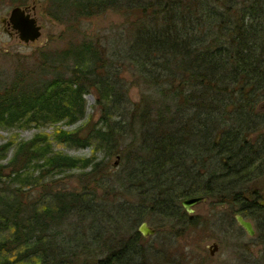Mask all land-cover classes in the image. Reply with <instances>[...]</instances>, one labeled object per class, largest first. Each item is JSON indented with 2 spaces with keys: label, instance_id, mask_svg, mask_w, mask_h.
<instances>
[{
  "label": "trees",
  "instance_id": "1",
  "mask_svg": "<svg viewBox=\"0 0 264 264\" xmlns=\"http://www.w3.org/2000/svg\"><path fill=\"white\" fill-rule=\"evenodd\" d=\"M47 3L68 21L107 10L124 21L104 43L83 40L42 55L40 78L17 73L0 86V128L75 124L92 95L102 127L59 129L53 138L116 155V181L133 187L140 205L133 210L104 194L99 200L87 185L47 191L42 184L51 175L75 169L86 171L95 190L111 182L97 174L94 156L53 152L51 137L1 145L0 161L11 147L13 156L0 163V264H136L145 258L137 225L158 214L180 231H196L206 218L188 214L180 200L201 196L223 209L216 220L232 232H242L237 215L252 222L255 236L237 244L236 264H264V0ZM127 71L129 83L121 77ZM44 74L50 78L41 83ZM131 86L141 90L137 102L128 97ZM39 186L44 192L34 195ZM109 204L112 212L104 211ZM69 219L76 224L64 228ZM105 220L115 226V244H96Z\"/></svg>",
  "mask_w": 264,
  "mask_h": 264
},
{
  "label": "rangeland",
  "instance_id": "2",
  "mask_svg": "<svg viewBox=\"0 0 264 264\" xmlns=\"http://www.w3.org/2000/svg\"><path fill=\"white\" fill-rule=\"evenodd\" d=\"M23 4H19L15 2V0H0L1 87L9 85L17 73H23L25 76L40 73L39 68L42 64V55L63 50L69 44L79 43L83 40L104 43L124 21V18L121 15L114 13L111 10H107L102 15L81 20L80 22H75L74 20L68 21L67 18H64L66 16L64 12L65 10H63L62 15L61 13L57 15L54 12L55 7L50 5V3H47V0H26ZM14 7L27 9L28 13H30L31 16L37 20L38 25L41 26V36L36 42L24 44L18 39L16 33L13 32L4 22L8 19L11 9ZM51 13L52 15H50ZM55 16H62L61 18L64 20L57 21L54 18ZM38 77L40 78L41 75L38 74ZM42 77L44 78L40 79L41 83L45 80H49L50 74H44ZM121 77L128 83L131 82V76L128 71L122 74ZM131 85L133 86V83ZM132 86L128 97L132 101L137 102L141 90ZM85 101L87 105L86 115L75 124L69 125L62 121L56 124H46L39 128L29 127L21 130L0 128V146L10 142H13L14 144L26 142L31 140L37 134H43L47 137H51L50 145L52 151L55 153H61L79 159L94 156L95 160L100 163V170L97 171V174H104L111 177V182L107 183L108 189L105 191L99 188L95 190L96 185L90 181L91 177L88 178L82 176L81 174L86 171L81 169L53 174L48 180L46 179V181H44L42 186L49 192H65L81 191L83 188L82 186L87 185L92 191H95L94 193H96L97 199L100 200L104 194L108 199L116 200L118 203H124V205L129 206L134 210L135 204L138 206L140 205L137 195L133 194L134 188L123 186L116 181L122 168V165H120V159H118L116 155L107 158L106 155H104L105 153L103 150L96 148L95 143H92V145L87 147H79L59 143L53 138L54 133L59 129L70 132L77 129L89 130L94 126L97 128L102 127L98 122L99 110L93 108V96L86 95ZM262 103L263 106L260 109L261 111H264V102ZM114 119L119 120L120 116L114 117ZM261 131H263V129ZM12 156L13 147L10 148L4 160H1L0 163L3 165L6 164ZM35 175H37V173H35ZM40 187L41 186L33 189L35 191L32 193L34 195H39L38 193L40 191L41 193L44 192ZM140 193L141 192L139 191V194ZM136 209L138 208L136 207ZM222 210V208L216 209L214 206L211 207L208 201L194 206L190 215L195 214L205 217L209 227L206 229L207 224L192 232L186 230L180 231V226L174 224L175 222L172 217L169 218L163 215L159 216L158 214L150 215L149 219L146 221L144 220V222L151 226V228L157 230L153 236L144 237L145 240L142 242L144 243L143 249L145 252V258L144 256L142 257L138 255V257H136V264H160V258H163V256L169 257L168 259L171 260L170 264H173V262L176 264H236L238 258L237 244H250V238L252 237L247 235L246 232H239L238 235L235 232H232L228 227L221 226L216 218H218L219 215H223ZM104 211L112 212L111 204H109ZM76 222L77 219H69V221L65 223L64 228L68 226L72 227ZM84 222L87 223L88 221ZM101 225V236L99 240L96 241L98 243L93 239L92 242L101 244L105 239L104 241L111 240L110 242L115 244L117 240L115 241L114 238L117 234L114 232V224L109 220H105ZM235 227L237 229L239 228L238 223ZM97 235L95 234L94 236ZM214 243L218 245V249L213 256H211L209 250ZM104 255L105 254L101 255L100 258L104 257Z\"/></svg>",
  "mask_w": 264,
  "mask_h": 264
},
{
  "label": "water",
  "instance_id": "3",
  "mask_svg": "<svg viewBox=\"0 0 264 264\" xmlns=\"http://www.w3.org/2000/svg\"><path fill=\"white\" fill-rule=\"evenodd\" d=\"M13 32L16 33L18 39L24 44L34 43L41 36V26L38 25L37 20L28 13L27 9H22L20 7H14L11 9L8 19L4 21ZM207 198L201 197H191L181 200L182 207L186 210L188 214L192 213V208L196 205L206 203ZM259 205L264 208V199L259 202ZM238 225L245 231L250 237L255 236V231L253 230V225L251 221L243 219L240 215L235 217ZM138 232L142 237H151L155 234V230L151 228L146 222H142L138 227ZM218 249L217 244H213L210 247L209 254L213 256L215 251Z\"/></svg>",
  "mask_w": 264,
  "mask_h": 264
},
{
  "label": "bare ground",
  "instance_id": "4",
  "mask_svg": "<svg viewBox=\"0 0 264 264\" xmlns=\"http://www.w3.org/2000/svg\"><path fill=\"white\" fill-rule=\"evenodd\" d=\"M141 224V223H140ZM140 226V225H139ZM138 226V227H139ZM138 227H137V231H138ZM240 227V226H239ZM241 228V227H240ZM241 230H242V232H245L242 228H241ZM253 230H254V227H253ZM246 234H247V232H246ZM248 235V234H247Z\"/></svg>",
  "mask_w": 264,
  "mask_h": 264
}]
</instances>
